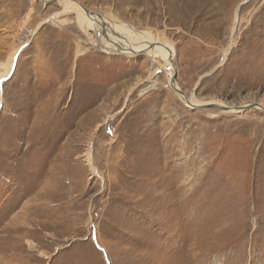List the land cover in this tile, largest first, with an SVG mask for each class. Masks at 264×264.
Returning a JSON list of instances; mask_svg holds the SVG:
<instances>
[{"label": "rangeland", "instance_id": "1", "mask_svg": "<svg viewBox=\"0 0 264 264\" xmlns=\"http://www.w3.org/2000/svg\"><path fill=\"white\" fill-rule=\"evenodd\" d=\"M58 1L0 0V264H264V0H77L164 36L185 96L237 115L90 49Z\"/></svg>", "mask_w": 264, "mask_h": 264}, {"label": "bare ground", "instance_id": "2", "mask_svg": "<svg viewBox=\"0 0 264 264\" xmlns=\"http://www.w3.org/2000/svg\"><path fill=\"white\" fill-rule=\"evenodd\" d=\"M42 3H49L55 0H39ZM62 11L51 16L50 18L55 20L60 15L66 13L74 16L73 22L78 30L85 37L84 44L90 49L100 51L109 55H124L127 58H135L137 55L144 54L151 59H157L161 61V66L150 75L149 80L160 70L163 71L167 78L168 88L178 97L189 109H197L206 106H215L219 108L222 113L226 115H237L244 110L239 108H230L229 106L221 102H200L193 95L190 97L185 96L181 91L178 84L174 80V66L172 64V50L166 43L164 36H159L153 33L141 32L127 24H124L117 20L113 15H97L85 10L77 0H59ZM237 12H235L234 23L232 27V34L235 32L237 23ZM27 17L24 22H27ZM231 44V43H230ZM84 48L79 47L76 52L77 56L84 55ZM87 50V49H86ZM17 50H15L9 57V59L0 64V95L2 83L10 78L14 71L16 64ZM227 54L224 55L222 62L225 61ZM141 81L136 83V87ZM132 88V90L134 89ZM258 110H262L261 107H257ZM209 115H213V112L209 111ZM85 159L90 165L93 173H96L92 164L91 151L88 149ZM30 246H34L30 244ZM102 248V247H101Z\"/></svg>", "mask_w": 264, "mask_h": 264}, {"label": "water", "instance_id": "3", "mask_svg": "<svg viewBox=\"0 0 264 264\" xmlns=\"http://www.w3.org/2000/svg\"><path fill=\"white\" fill-rule=\"evenodd\" d=\"M258 105H251V106H249V107H257ZM246 108H248V107H243V108H241V109H246Z\"/></svg>", "mask_w": 264, "mask_h": 264}]
</instances>
